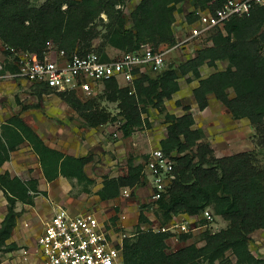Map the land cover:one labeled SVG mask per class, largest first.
Listing matches in <instances>:
<instances>
[{
  "label": "trees",
  "instance_id": "trees-1",
  "mask_svg": "<svg viewBox=\"0 0 264 264\" xmlns=\"http://www.w3.org/2000/svg\"><path fill=\"white\" fill-rule=\"evenodd\" d=\"M182 1L140 0L125 15L124 0H43L40 4L0 0V42L3 48L33 52L39 58L49 44L67 55L94 50L103 60L109 59L105 46L119 52H134L145 44L158 49L175 43L173 23L177 4ZM224 2L190 0L192 10L185 14L186 22L193 23L197 11L213 12ZM213 28L209 44L178 64L163 67L155 76L150 72L135 74L129 85L115 78L99 83L104 97L117 105L123 136L142 127V114L148 106L162 110L164 101L179 90L178 79L190 74L186 80H197L192 95L199 110L208 105L207 95L212 94L234 119L249 121L257 145L264 147V5L232 15L222 27ZM95 40L100 43L94 45ZM3 53L6 57L8 50L4 48ZM216 61H225V67L217 69ZM204 64L215 70L201 77L199 68ZM7 66L3 65L0 73ZM10 70L16 69L12 66ZM32 85L38 96L51 90L45 85ZM57 96L91 127L116 119L99 107L95 97L82 99L74 90L58 91ZM182 109L180 115L165 114L166 136L159 143L164 153L172 154L174 177L155 204L167 219L177 214L198 216L209 209L212 217L219 216L228 224L216 231L205 229L201 245L190 243L167 251L169 233L142 229L139 224L147 218L139 214L135 233L123 239V264H217L228 251L236 264H264V258L254 256L249 249L250 234L264 229V167L255 163L254 152L249 150L216 156L210 144L202 140V131L192 127L190 106ZM23 141L37 156L46 181L62 175L92 183L83 168L90 155L72 156L46 145L16 115L0 124V166ZM142 169L143 164L128 161L125 175L105 176L96 192L99 199L117 198L123 187L134 192L145 180ZM0 190L6 200V212L0 221V247L11 251L18 248L6 242L19 215L15 202L33 205L34 197L46 192L37 188L36 179L22 180L8 171L0 172ZM188 237L183 234L180 238Z\"/></svg>",
  "mask_w": 264,
  "mask_h": 264
},
{
  "label": "rangeland",
  "instance_id": "rangeland-1",
  "mask_svg": "<svg viewBox=\"0 0 264 264\" xmlns=\"http://www.w3.org/2000/svg\"><path fill=\"white\" fill-rule=\"evenodd\" d=\"M30 1L34 4H40L43 0ZM187 2L188 0H183L181 4H186ZM131 4H133V1L127 3V0H124L122 9L125 15H128L132 7ZM181 11L183 9L178 10L175 14L173 29L176 37L175 43L159 47L161 50L166 51L164 68L171 64L176 65L180 61L195 55L198 48L210 43L209 36L214 28L205 30L199 36H192L189 40L181 42L184 38L193 34L197 28H200V25L195 21L193 23L186 22L185 14L188 12L181 14ZM98 43H100V40L94 41V45H98ZM105 47L104 50L109 57L116 56L119 53V51L112 47ZM1 53H3V45L0 42V59H2ZM217 65V69H223L226 62L218 61ZM203 69H206L205 73L215 70V68L209 66ZM147 72H150L151 76L156 75V73L151 71ZM190 76V74H187L178 79L180 84L179 91L174 93L171 99L164 101L162 110L148 106L142 114L145 120L144 124L142 127L135 129L129 136H123L120 129L122 118L118 114L117 105L115 102L108 101L104 97L100 84L89 95L78 92L82 95V99H86L88 96L95 97L99 107L105 109L111 116H115L116 118L95 127L86 125L84 120L57 96V92L48 90L38 96L35 93V87L30 83H16L15 85V83L10 82L4 85V87H1L0 83L1 95H4L0 100V104L4 102L2 105L6 109L5 113L16 114L26 123L36 126L39 134L47 144L77 156H91L90 160L85 164V170L91 176L93 180L92 184L79 183L76 179L64 180V184L57 183L56 181L46 184L39 177L40 182L45 185L44 187L50 193L49 200H53L55 203L62 205V207H67V209H81L84 212L96 210V213L102 216H116V219L119 218V221H117L119 225L123 224L124 227L121 226L120 229L127 236H133L137 229L138 216L139 214H143L147 218V221L140 223L139 226L142 229L154 230L161 229L162 227L165 228V231L169 233L166 241L167 251H173L190 243L201 245L203 243L202 233L205 229L216 231L226 227L228 222L219 216H213V219L210 221L204 218L202 214L198 216L185 214V220L188 222L186 230H181L180 224L178 226L175 225L177 222L175 219L172 217L167 219L161 210L155 206V202L151 200L150 193L144 186V183L136 188L134 192L130 193L128 197L119 195L114 200L101 201L96 195V190L100 187L105 176L116 177L125 175L128 161H132L134 165L144 164L148 152L159 147L160 140L166 136V113L180 115L183 113L182 107L188 105L197 118L203 115L204 112H200L197 109L193 99L192 80H186ZM215 103V101H210L209 109L212 111H218ZM225 116V121H228L227 112H225ZM199 122L203 125H213L211 121L203 119ZM231 123L237 125L238 131L235 133H242L241 139L230 140L229 138H232L230 134L232 135L233 133L232 128H224L223 131L230 136L227 139L223 138L226 139L224 142L227 149L214 154L228 155L244 150L253 151L255 163L260 167H264V147L257 145L253 127L247 122H243V120L231 121ZM209 130L212 131L213 127L212 129H207L208 134L211 133ZM15 166L16 169L19 167V165ZM15 166L13 167L14 170ZM180 219H182L181 216L179 217ZM25 233L24 237L29 239L27 244L22 245V247L29 248V250L26 249L28 253L26 251L25 257H23L20 251H5L4 248L0 247V264H40L38 255L36 253L31 255L35 247L34 238L37 232L33 231L30 227ZM183 234H188V239L181 240L180 237ZM249 249L254 256L264 258V229H257L250 234ZM216 263L236 264L234 256L229 251L226 252L224 259Z\"/></svg>",
  "mask_w": 264,
  "mask_h": 264
},
{
  "label": "built area",
  "instance_id": "built-area-1",
  "mask_svg": "<svg viewBox=\"0 0 264 264\" xmlns=\"http://www.w3.org/2000/svg\"><path fill=\"white\" fill-rule=\"evenodd\" d=\"M255 5H264V0H225L213 12L197 11L196 23L200 25L192 36H199L213 27H222L232 15L248 12ZM8 54L4 58L15 67L8 76L24 79L31 84L45 85L51 90L91 94L104 80L115 78L127 85L132 83L135 74L151 71L159 72L164 67L166 51L153 49L148 44L134 52H119L107 60L94 50L67 55L63 49L49 44L42 58L35 53L4 47ZM3 48V49H4ZM2 65L0 64V69ZM172 154H166L161 147L150 150L143 164L144 179L151 183L150 198L156 202L166 192L173 179ZM131 188L123 187L120 196L128 197ZM204 218L212 220L210 210L204 209ZM182 219L179 220V217ZM176 226L186 230L184 215L172 216ZM116 222L100 218L94 212L72 213L67 208L56 206L52 214L42 222L36 236L32 254H37L40 264H123L122 244L127 235ZM156 231H165V228ZM24 257L27 250L21 249ZM28 253V251H27Z\"/></svg>",
  "mask_w": 264,
  "mask_h": 264
},
{
  "label": "crops",
  "instance_id": "crops-1",
  "mask_svg": "<svg viewBox=\"0 0 264 264\" xmlns=\"http://www.w3.org/2000/svg\"><path fill=\"white\" fill-rule=\"evenodd\" d=\"M132 1H133V4H131V5L133 7L140 0H127V3H131ZM180 4H177V11L183 9V11L180 12L181 14H184L185 12H189L192 9L190 0H188V2L186 4H184V3L181 4V5ZM176 12H175V14H176ZM174 23H173V29H174ZM1 56H2V59H0V64L2 66L3 65H8L6 67V69L3 72L0 73L1 87H4V85H7L10 82L15 83V85H16V83H29L28 81H26L24 79H18V78H15V77L8 76V73L12 72L10 69L12 68L13 65L7 63V60L4 58V54L3 53H1ZM217 64H218V61H216V65ZM206 66L207 65L204 64V65H202L199 68V72H200V76L201 77H205V76H207L208 74L211 73L209 71H208V73H205L206 69H203V68L206 67ZM191 83H193L192 89L195 86H197V80L196 79H193L191 81ZM179 87H180V84H179ZM177 92H175V93H177ZM228 93H229L230 96H233L232 89L229 88L228 89ZM2 97H4V95H1V91H0V100H1ZM207 99H208V105L203 110H199L197 108L200 112H202V111L204 112L202 116H199L197 118L192 113V111H191L192 109H190V112H191V114L193 115V118H194V124H193L192 127L193 128H199L202 131V133H203L202 140L208 142L210 144L211 148L213 149L214 153L216 154L217 152H222L225 149H227V146L225 145L224 140H226L230 136H232V138H229L230 140H236V139L239 140V139H241V134L242 133L241 134L240 133H238V134L235 133L236 131H238V127L234 123L232 124L231 121L232 122H234V121L236 122V121H242L243 120V122H247L248 124H249V121L246 118L233 119L231 117L230 112L227 110V108L219 100H217L212 94H208L207 95ZM210 101H215L216 102L215 106L218 109V111H212L211 109H209L210 108L209 107L210 106ZM194 102H195V100H194ZM2 104H4V102H2ZM2 104H0V124L4 123L9 117H11L13 115H16V114L5 113L6 109H5V107ZM207 109H209V110H207ZM205 110H207V111H205ZM225 112H227V114H228V117H227L228 121H225V119H226ZM224 117H225V119H224ZM202 119L205 120V121H211L213 123V125H209V124H204L203 125L201 122H199ZM27 124L39 135V137L42 139V141L46 145H48V146H50L52 148H55V149L63 152L64 154L77 156V155H75L73 153L64 152L61 149H58V148H56L54 146H51L50 144H47L46 141H44V139L39 134L38 128L36 126H33V125L29 124V123H27ZM212 127H213V130L212 131L209 130L211 133L208 134L207 133V129H212ZM227 127H231L232 128L233 133H232V135L230 134V136L225 131H223V129L227 128ZM250 130H251V127H250ZM248 131H249V129H248ZM212 133H214V134H212ZM217 136H219V137L217 138ZM223 138H226V139H223ZM223 155L224 154H218L216 156H223ZM15 165H19V167H17V169H16ZM14 166H15V170L13 169ZM83 168H84V172H85L86 176L89 179H91V176L88 175V173L85 170V165H84ZM4 171H8L11 176H18L22 180L36 179L37 180V188L40 191L46 192V195L37 194L34 197L33 205L24 204V203H22L20 201H16L15 202V210L19 212V215L16 218V223H15V226H14V228L12 230V233H11L10 237L7 239L6 242L7 243H10V242L11 243H15L18 248L14 249V250H11V251L12 252H15V251L19 252L20 251L21 254L23 255L21 249H25V250L28 249L29 250V248L22 247V245L23 244H27L28 240H29V239L24 237V234H26L25 232H27L29 230V228L31 227V229H33V231L37 232L36 233V236H37L38 233L41 230L42 222L45 219H47L52 214L53 208H55L56 206H62L60 204L55 203L53 200L52 201L49 200L50 199V193H49L48 189L46 187H44L45 185L40 182V178L39 177H41L42 180H44V182L46 184L47 183L48 184L49 183H53L55 181L57 183L64 184V182H65L64 180H67L68 178H66V177H64L62 175H58L52 181H46L44 179V177H43L42 170H41L40 164L38 162V158L35 155V153L32 151V149H31V147H30V145H29V143L27 141L21 142L15 148V150L10 152L9 159L4 161L2 163V165L0 166V172H4ZM25 173H26V175H24ZM71 179H76V178H70V180ZM82 182H84V181H82ZM92 183H93V180H92ZM143 183H144V186L147 188L148 192L151 193L150 180L148 178H146ZM86 185H89V184H86ZM101 185H102V182H101ZM101 185H100V187H101ZM89 188H90V186H89ZM97 190H96V192H97ZM96 195H97V193H96ZM149 196H150V194H149ZM97 197H98V195H97ZM114 199H116V198H114ZM114 199H110V200H114ZM101 201H106V200H101ZM155 206H156V204H155ZM68 210H69V212H72V213L84 212V210H81V209L73 210V209H69L68 208ZM5 212H6V200H5L4 196H3L2 191L0 190V221L2 220ZM92 212L96 213V210H92ZM96 214L100 218L107 219L108 221H111V222H115L116 223L117 221H119V218H117V219H115L113 221L112 216H109V215L108 216H102L99 213H96ZM182 215L186 216L185 214H182ZM121 226L123 227V224H121ZM35 239H36V237L34 238V243H35ZM23 257H24V255H23Z\"/></svg>",
  "mask_w": 264,
  "mask_h": 264
}]
</instances>
